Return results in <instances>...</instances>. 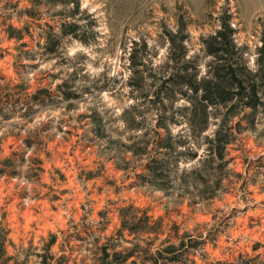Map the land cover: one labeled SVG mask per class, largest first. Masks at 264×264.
Wrapping results in <instances>:
<instances>
[{
    "label": "rangeland",
    "instance_id": "obj_1",
    "mask_svg": "<svg viewBox=\"0 0 264 264\" xmlns=\"http://www.w3.org/2000/svg\"><path fill=\"white\" fill-rule=\"evenodd\" d=\"M104 262L264 264V0H0V264Z\"/></svg>",
    "mask_w": 264,
    "mask_h": 264
},
{
    "label": "trees",
    "instance_id": "obj_2",
    "mask_svg": "<svg viewBox=\"0 0 264 264\" xmlns=\"http://www.w3.org/2000/svg\"><path fill=\"white\" fill-rule=\"evenodd\" d=\"M214 40H215V44L212 45L213 47L211 48L213 49L209 52V55H212L215 58H218L219 52H222L223 49H219L218 47L215 49V46L230 45L232 41L231 39L228 38L227 35H224L223 33H218L217 36L214 37ZM222 83L223 82H222L221 74L215 71V73L211 77H209L208 79L201 80L198 85H195L192 87L194 88V92L196 94L199 93V91H201L202 93V96L199 100V106L202 107V112H203L202 122L204 124L199 128L200 133L205 132L207 129V122L209 120L208 109L213 106H219V105L225 104L223 103V101L220 102L221 99L223 98V92H225V90L221 89ZM231 86H236V85L235 84L233 85L232 83ZM240 88L241 90H243L242 86H240ZM214 98L216 99V101L213 100ZM193 104L195 105V111L191 119V125L194 127L197 124L198 104H197V107H196V103H193ZM223 132H224L223 130L216 131L213 137L208 141L210 148L214 153H216V151L221 152V150H224L225 148H227L228 145L231 143L230 141H228L222 136ZM151 172L156 177L162 176L160 168L152 169ZM103 264H112V263L104 262Z\"/></svg>",
    "mask_w": 264,
    "mask_h": 264
}]
</instances>
